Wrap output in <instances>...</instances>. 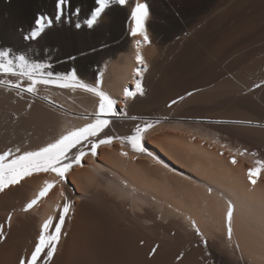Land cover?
<instances>
[{
    "label": "bare ground",
    "instance_id": "obj_1",
    "mask_svg": "<svg viewBox=\"0 0 264 264\" xmlns=\"http://www.w3.org/2000/svg\"><path fill=\"white\" fill-rule=\"evenodd\" d=\"M55 2L0 0V50L44 64V74L73 67L88 85L99 79L116 115H106L98 138L114 139L95 156L86 143L64 179L34 172L0 192V264L29 257L43 222H58L65 201L56 250L40 264H264V170L256 185L248 180L264 161V0H127L91 28L94 0H70L60 20ZM137 2L148 9L147 44L131 35ZM41 14L52 25L26 39ZM137 51L147 66L138 77L144 94L125 100L134 69L143 68ZM0 80L21 84L0 86V154L11 150L9 159L95 118L99 100L80 88L37 84L28 93L26 78ZM145 123L153 126L143 133L144 152L117 139ZM45 181L54 187L25 211Z\"/></svg>",
    "mask_w": 264,
    "mask_h": 264
},
{
    "label": "snow or ice",
    "instance_id": "obj_2",
    "mask_svg": "<svg viewBox=\"0 0 264 264\" xmlns=\"http://www.w3.org/2000/svg\"><path fill=\"white\" fill-rule=\"evenodd\" d=\"M69 3L70 0H56V20L61 19L64 8ZM126 3L127 0H94V8L90 13V18L85 20L86 25L91 28L98 22L99 18L110 7V5L119 4L124 6ZM147 16V5L137 2L131 11V19L134 21V26L131 29V35H139L143 37V43L145 44L149 43L148 36L144 29V22ZM52 23V18L43 14L38 15L34 20V27L26 39H35L39 37L46 28L52 25ZM76 26L80 27L79 24ZM136 43L139 46L141 41L137 40ZM9 57V50H0V73L23 77L30 81L23 91L34 93L36 91L37 84H54L57 87L71 88L73 90L80 88L96 96L99 103L95 113V118L91 123H87L82 127L68 131L66 134L61 135L59 139L55 140V142L49 143L36 151H26L23 154L17 155L11 159H9L13 155L11 150L0 154V192L4 191V189L9 185L19 183L22 178L31 176L34 172H53L59 178L64 179L66 173L71 169L73 164L81 163V159L85 155V151L82 149L86 143L91 141L89 147L93 156L97 154L98 145L111 143L114 139L113 137H106L104 139H99L98 137L110 123L109 119L106 118V115H116L114 109L115 101L107 93L100 89L99 79L96 82V86L88 85L80 81L74 71L68 73L67 75L57 74L55 79H53V74L51 72H48L46 75L44 74V64L30 62L24 55H17L14 59H10ZM136 61L138 65H143V68L134 69L133 78L135 80V90L125 88V100L130 97H134L137 93L140 95L144 94L141 80L138 77L141 76L143 70H146L147 66L144 64L139 51H137L136 54ZM6 84L17 89L21 88V84L19 82L13 83L10 80H0V86H4ZM173 103H175V101H173ZM133 119H135V117H133ZM152 126L153 125L151 123H145L143 126L137 125L133 135L117 137V139H120L122 144L126 142L135 152H144L145 149L142 145L143 133ZM77 146H80V148L74 155H70L71 150L77 149ZM17 151H19V149H17ZM242 154L243 153H241V155ZM121 155H127V153L122 152ZM65 161H67V163H65ZM159 162L160 161H157V163ZM232 163H236L234 158L232 159ZM255 163L257 167L250 168L248 170V180L252 185H256L259 173L264 170V161L257 160ZM53 187V182L45 181L36 198L31 200L26 205L25 211L37 204L38 200L46 196L49 190ZM209 191H211V189H209ZM61 195H63V193H61ZM69 208V203L65 201L62 205V211L59 212L58 222L54 223L53 217L51 216L43 222L30 256L27 258H21L18 264H40L41 260L47 261L53 257L59 242L61 228ZM232 216L233 205L229 202L226 212L229 238H231L232 233ZM10 219L11 217H9V220ZM193 227H195V224H193ZM0 228H2V226H0ZM53 228L54 231L52 230ZM197 234L200 235L199 229H197ZM2 235V232H0V237H2ZM205 243L207 242L205 241ZM154 251L155 249H153V252Z\"/></svg>",
    "mask_w": 264,
    "mask_h": 264
},
{
    "label": "rangeland",
    "instance_id": "obj_3",
    "mask_svg": "<svg viewBox=\"0 0 264 264\" xmlns=\"http://www.w3.org/2000/svg\"><path fill=\"white\" fill-rule=\"evenodd\" d=\"M69 5V6H68ZM67 6H65V8H64V12H63V15H66V13H68L69 12V10H70V3L68 4ZM64 23L66 24V27H68L69 26V23H68V21L66 20V19H64ZM68 24V25H67ZM38 38V37H37ZM36 39V38H35ZM35 39H33V40H35ZM2 40V37H0V41ZM73 67H69V68H67V69H65V68H62V67H60V66H57L55 69L53 68V69H51V70H49V71H47L46 73H45V75L48 73V72H50L51 71V73L53 74V79H55V76L57 75V74H59V75H67L68 73H70V72H75L76 73V76H78L77 75V69L76 68H73ZM61 70H63V71H61ZM65 70V71H64ZM68 71H70V72H68ZM80 79H81V77H79ZM54 84H51V85H48V86H50L52 89L54 88H57L56 87V85H54ZM42 86H45L44 84H42ZM47 86V85H46ZM47 86V87H48ZM50 87H48V88H50ZM50 88V89H51ZM58 89H61L60 87H58ZM64 89V88H63ZM66 89H68V88H66ZM70 89V88H69ZM57 90V89H56ZM86 116H81V118H85ZM100 135V134H99Z\"/></svg>",
    "mask_w": 264,
    "mask_h": 264
}]
</instances>
